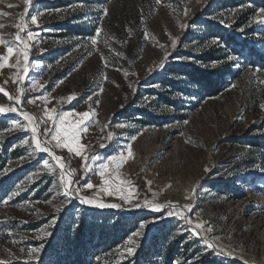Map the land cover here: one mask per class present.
Listing matches in <instances>:
<instances>
[{
  "label": "rangeland",
  "instance_id": "rangeland-1",
  "mask_svg": "<svg viewBox=\"0 0 264 264\" xmlns=\"http://www.w3.org/2000/svg\"><path fill=\"white\" fill-rule=\"evenodd\" d=\"M0 13L6 42L15 44L18 27L28 29L0 67V87L13 97L0 92V107L23 110L0 114L2 264H56L46 248L60 241L62 230L76 227L79 217L109 211L114 215L99 217L102 225L118 221L130 232L104 264H144L145 241L155 243L158 264L165 263L167 251L172 264H264V185L256 183L264 178V0H0ZM236 13L242 15L239 24ZM37 17L39 27L31 24ZM25 41L30 52H24ZM215 42L225 46L231 64L224 66L218 95L199 97L171 69L220 68L196 58ZM0 56H8L7 47L0 46ZM18 93L20 104L14 100ZM70 96L75 98L68 102ZM61 112L76 114L57 122L62 127L79 124L89 113L79 146L89 160L99 157L82 179L81 159L47 137L45 147L76 178L71 195L114 207L64 196L56 162L47 152L37 154L31 132L12 127L28 126L24 113L44 120L43 142L53 124L47 115ZM109 160L113 164L102 173Z\"/></svg>",
  "mask_w": 264,
  "mask_h": 264
},
{
  "label": "trees",
  "instance_id": "trees-1",
  "mask_svg": "<svg viewBox=\"0 0 264 264\" xmlns=\"http://www.w3.org/2000/svg\"><path fill=\"white\" fill-rule=\"evenodd\" d=\"M241 13V12H240ZM236 13L235 21L242 19V15ZM210 30V29H209ZM213 36V35H211ZM224 47L221 42L210 47H205L196 56L197 60L209 64L213 62L219 63L220 69L201 70L195 67H186L180 69L172 68V71H180L184 77L179 81L193 89L199 97H213L224 88L222 84L224 72L226 67H229L231 62H227L225 54H223ZM226 66V67H224ZM175 69V70H173ZM251 147H256V144L250 142ZM3 158V156H1ZM125 218H130L131 215L124 210H119ZM92 219L78 218L79 222L76 227H66L60 233L61 239H56L46 248L50 259H55L56 264H104V258H107V253L111 252L119 243H121L124 234L130 232L123 223L116 221L111 225L101 223L99 217H110L114 215L112 212L95 213L92 212ZM123 231V234L120 232ZM58 243V244H57ZM154 242H144L141 246L140 253L143 255L144 264H158L157 256L152 255V247ZM106 253V254H105ZM105 255V256H104ZM166 261L164 264H172V257L170 252H166Z\"/></svg>",
  "mask_w": 264,
  "mask_h": 264
},
{
  "label": "snow or ice",
  "instance_id": "snow-or-ice-1",
  "mask_svg": "<svg viewBox=\"0 0 264 264\" xmlns=\"http://www.w3.org/2000/svg\"><path fill=\"white\" fill-rule=\"evenodd\" d=\"M23 2L27 5L30 3V0H23ZM160 2H161V0H157V3H160ZM27 12H28V8L26 7L25 12L22 14V16L27 15ZM261 14L264 15V13H261ZM2 15H4V14L0 13V16H2ZM104 15H105V17L108 15L107 10H104ZM38 19H39V17L33 18L31 20V24L39 27ZM258 22H260V21H258ZM2 26H3L2 23H0V27H2ZM17 31H18V35L15 37V44H18L21 42L22 34L27 32L28 29L26 26L25 27H18ZM101 34L102 33L100 31H98L96 33L97 38L100 37ZM145 38L146 39L148 38L147 34H146ZM28 40L34 41L35 40L34 35L29 34ZM97 42H98L97 39H92L89 41V43L93 46L97 45ZM215 43L218 44L219 42H215ZM15 44L11 41L6 42L5 38L0 36V46L7 47V50H8V56L7 57L0 56V61L5 62L3 65H0V67H6L7 66V59L11 58L14 54L13 49H14ZM172 47H173V49H175V47H176V41L175 40H173V42H172ZM30 51H31V49L28 48L27 42L25 41L24 42V52H30ZM21 54H24V53L22 52ZM167 59L168 58L166 56L165 61H167ZM19 63H20V61L17 60V64H19ZM105 66H107V65H105ZM162 67H163V65H161V68ZM25 72H27V68H25ZM13 82L16 83V81L14 79H13ZM0 92H2L3 95L7 96L9 98V100L13 99V97L10 96L9 93L4 91V89L2 87H0ZM74 98L75 97L70 96L68 98V102H71ZM45 99H47V98L45 97ZM15 103L20 104L21 100L16 99ZM29 103H35V101H29ZM97 107H98V105H97ZM9 111L19 114V111H23V110L21 109L18 111L15 108L7 109V108L0 107V114H6ZM55 111H56V109H52V112H55ZM74 115H76V114L75 113L64 114L61 112V113H58L54 117L51 113H49L47 115L46 119L48 121H52L53 124H52V127L49 129V131L44 132L43 135L45 137V140L43 142H40V140H39V131H40V128L43 127L45 124L44 120H40L39 122H37L33 116L28 115L27 113H24L23 119L29 121L28 126L21 128L19 126V124H14L12 127L14 130H17V131L31 132L32 133V137H31L32 144L34 145L37 154L47 152V155L49 157H51V159L53 161L56 162V168L59 169V176H60L59 186L63 189L62 194L64 196L69 197L70 199H75V198L79 197L81 203L87 204L88 206H91V207L112 208V207H114V205H111V204H94L89 200H85L83 196H80L79 192H77L75 196H72L71 195V192H72L71 185L76 180L74 174L70 170L69 166L64 162L62 157L55 155L50 148L45 147V145H48L51 143V141L47 139V137L51 136V140H54L56 142V145H55L56 148H58L61 151H63L65 148H67V151L70 155L75 154L79 159H81L82 167L85 171V176L81 177V178L85 179V180L87 179V173L89 171H93V169L89 167V164L94 163L97 159H99V157L96 154H93L91 160H89V158L84 155L85 149L79 146L80 142H81L79 137L87 134V129H88V126L91 122V118L89 116V113L88 112L83 113V115L81 117V122L77 125H74L72 127L59 126V125H63L64 121L67 119L68 116H74ZM57 122H59V125L57 124ZM27 145H28V141H25V146H27ZM101 147L102 148L106 147V145L102 144ZM128 156H129V158L132 157V153H131L130 149L128 152ZM124 162L125 161L123 160V158H121V163L119 166H122ZM111 164H113V160H109L107 163L102 164L100 171L102 173L108 171L109 165H111ZM45 167H48L47 162L45 163ZM49 174L53 175L54 172L52 170H50ZM66 177H71V179H66ZM104 183L106 185H109V182L107 180H105ZM109 187H113V185H109ZM92 188H93V185L91 183H88L87 189H92ZM19 194H20V191L18 190L14 195H19ZM120 198L124 199V197H120ZM144 206L147 207L148 205H144ZM172 207L175 208L176 206H172ZM152 210L158 211L161 209L153 208ZM56 211L59 212V211H62V209L58 208ZM187 211L190 212L191 208H188ZM180 218L184 219L185 217L183 215H181ZM187 222L189 224L191 223L190 221H187ZM54 223H55V221H53V225H54ZM194 227L195 228H204V225L203 224H197ZM207 230L211 231V228L209 227ZM136 235L139 236L140 233H137ZM193 235H197V233L194 231ZM133 239H130L128 241L129 245H131L133 243ZM32 252L38 253L39 249H33ZM127 254L129 256H131V255H134V252L129 251ZM0 264H2V262H0ZM24 264H28V262L26 261V262H24Z\"/></svg>",
  "mask_w": 264,
  "mask_h": 264
},
{
  "label": "bare ground",
  "instance_id": "bare-ground-1",
  "mask_svg": "<svg viewBox=\"0 0 264 264\" xmlns=\"http://www.w3.org/2000/svg\"><path fill=\"white\" fill-rule=\"evenodd\" d=\"M16 99H20V95H19V93H18V95L15 96V99H14V100H16ZM28 115H29V114H28ZM260 181H261L262 184H257V187H260V186L264 185V178H263V177H262V178H259V179L256 181V183H259Z\"/></svg>",
  "mask_w": 264,
  "mask_h": 264
}]
</instances>
